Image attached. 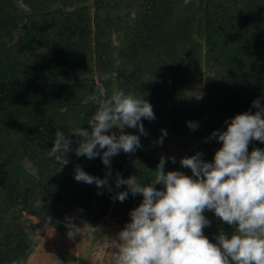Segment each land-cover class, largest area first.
<instances>
[{
    "label": "trees",
    "instance_id": "trees-1",
    "mask_svg": "<svg viewBox=\"0 0 264 264\" xmlns=\"http://www.w3.org/2000/svg\"><path fill=\"white\" fill-rule=\"evenodd\" d=\"M113 71L116 79L103 80ZM98 87L105 97H144L156 117L142 120L146 136L124 128L141 147L111 158L103 188L75 180L76 166L101 179L109 169L99 156H77L79 138L70 134L89 128L95 105L83 101ZM256 99L264 106V0H0V264L28 262L20 251L33 218L63 234L69 223L80 230L107 217L124 228L143 197L116 199L127 190L116 187L117 174L150 183L163 156L165 171L191 175L181 158L200 152L214 161L222 142L211 134L255 113ZM57 125L72 140L67 165L49 155ZM189 138L185 153L169 144ZM254 148L264 143L253 140ZM205 216L213 242L233 231L214 212Z\"/></svg>",
    "mask_w": 264,
    "mask_h": 264
},
{
    "label": "clouds",
    "instance_id": "clouds-1",
    "mask_svg": "<svg viewBox=\"0 0 264 264\" xmlns=\"http://www.w3.org/2000/svg\"><path fill=\"white\" fill-rule=\"evenodd\" d=\"M189 2L185 0V4ZM117 76L113 71L102 78L107 81ZM83 102L95 105V111L87 121L89 128L70 130L79 138L75 153L89 159L99 156L109 171L101 179L76 166L74 178L103 188L111 176V158L141 147L140 137L125 133L124 128H138L146 136L142 120L156 117L148 100L121 90L105 97V90L98 87ZM253 106L258 109L255 113L237 114L226 121L225 131L211 134L210 138L222 142L214 161H205L200 152L181 158V167L191 169V175L165 171L163 156L150 183L141 184L134 176L125 179L117 174L116 187L127 185V190L115 198L123 202L130 192L133 196L141 194L143 200L113 240L116 264H264V149L249 152L253 140L264 143V106L259 99ZM57 126L49 155L55 156L60 165H67L72 140L60 130L62 125ZM188 126L193 130L198 127L192 121ZM112 129H119V134ZM164 136L166 130H162L157 143L162 144ZM206 211L214 212L233 231L229 234L221 230L215 242L210 240L204 233V228L211 226ZM68 228V237L74 239L78 227L69 223Z\"/></svg>",
    "mask_w": 264,
    "mask_h": 264
},
{
    "label": "rangeland",
    "instance_id": "rangeland-1",
    "mask_svg": "<svg viewBox=\"0 0 264 264\" xmlns=\"http://www.w3.org/2000/svg\"><path fill=\"white\" fill-rule=\"evenodd\" d=\"M169 144L181 153L194 147L190 138L173 139ZM33 219L32 236L20 251L29 257L26 264H116L113 240L123 228L115 220L107 217L97 227L83 221L79 234L73 239L39 219ZM20 222L24 223L23 220Z\"/></svg>",
    "mask_w": 264,
    "mask_h": 264
}]
</instances>
